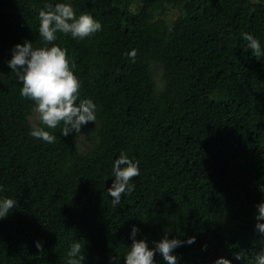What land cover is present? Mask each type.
Listing matches in <instances>:
<instances>
[{"label": "trees", "instance_id": "1", "mask_svg": "<svg viewBox=\"0 0 264 264\" xmlns=\"http://www.w3.org/2000/svg\"><path fill=\"white\" fill-rule=\"evenodd\" d=\"M132 1L63 0L102 25L83 39L58 32L53 42L67 49L78 100H93L96 119L66 136L49 128L56 139L48 143L30 135L34 104L6 61L16 43L43 46L38 12L61 0H0V197L17 200L0 219V264H66L73 240L83 244V264L110 256L123 264L131 225L149 247L165 232L195 236L175 250L178 264H254L264 250L255 229L264 56L242 36L264 48V0H140L137 12ZM167 7L178 9L171 21L156 16ZM81 132L93 136L87 152L76 144ZM122 152L140 173L114 207L106 189ZM154 260L166 264L158 253Z\"/></svg>", "mask_w": 264, "mask_h": 264}, {"label": "clouds", "instance_id": "2", "mask_svg": "<svg viewBox=\"0 0 264 264\" xmlns=\"http://www.w3.org/2000/svg\"><path fill=\"white\" fill-rule=\"evenodd\" d=\"M38 16V31L43 46H33V42L29 40L16 43L11 50V58L6 63L15 73L16 79L21 82L20 95L33 101L40 124L46 126L33 127L30 135L54 143L56 137L49 128L60 125L63 136L68 134L70 128L78 133L82 123L95 121L97 105L91 98L78 100L80 81L74 75L67 49L53 42L57 40L58 32L83 39L101 30L102 25L89 12H82L77 16L72 5L63 0L55 4H45L44 8L39 10ZM242 36L248 42L247 47L251 49L253 56H264V48L261 47L259 38L248 32L242 33ZM138 164V161L123 152L113 160L114 179L106 192L110 195L114 207L119 205L122 193L127 194L133 189L134 184L130 178L139 175ZM2 188L0 185V189ZM258 189L264 193V185H258ZM16 207V199L10 196L0 197V219L9 215ZM255 208V229L261 237L260 241H264V199L258 202ZM130 227L129 238L132 243L123 256V264H156L154 256L157 253L166 264H178L175 250L196 241L195 236H187L185 239L177 236L169 238L168 232H165L159 240L152 241V247H149L145 239L135 238L140 231L138 226ZM34 244L37 249L42 248L40 240L34 241ZM201 248L206 250L207 245H201ZM66 257V264H83V244L73 240L68 246ZM109 264H120V257L110 256ZM213 264H231V261L219 257ZM254 264H264V250L255 255Z\"/></svg>", "mask_w": 264, "mask_h": 264}, {"label": "rangeland", "instance_id": "3", "mask_svg": "<svg viewBox=\"0 0 264 264\" xmlns=\"http://www.w3.org/2000/svg\"><path fill=\"white\" fill-rule=\"evenodd\" d=\"M141 1L140 0H133L132 5H131V11L132 12H137L140 8ZM159 11V10H158ZM157 11V12H158ZM178 14V9L172 8V7H167L166 12L164 13L163 16L161 15H156L157 17H163L168 21L173 20ZM158 75H160L159 68H157ZM158 78V76L156 77ZM39 118H38V113H36L34 110L32 113L28 116V123L32 126H37L39 123ZM87 131H89V124L82 123L81 124ZM93 136L91 134H85L84 132H81L77 138H76V144L77 147L79 148L80 152H87L91 147L93 143Z\"/></svg>", "mask_w": 264, "mask_h": 264}]
</instances>
